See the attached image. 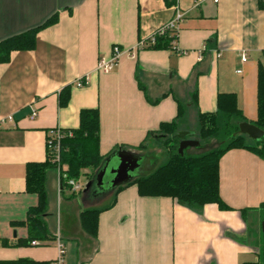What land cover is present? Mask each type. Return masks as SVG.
<instances>
[{
  "label": "crops",
  "instance_id": "crops-1",
  "mask_svg": "<svg viewBox=\"0 0 264 264\" xmlns=\"http://www.w3.org/2000/svg\"><path fill=\"white\" fill-rule=\"evenodd\" d=\"M177 12L184 14L176 43L182 54L137 50L141 40ZM55 15L57 23L39 31L34 50L15 51L8 63L0 64V261L51 263L58 256L57 240L21 246L29 231L12 222L26 221L29 209L38 204V197L26 190L27 165L46 161L50 131L79 128L81 110L100 111L104 164L125 151L141 159L139 169L150 158L135 148L176 118L174 94L184 97L196 77L201 112H215L220 94H234L248 121L258 117V73L264 67L260 0H176L173 6L165 0H0V43ZM114 46L123 51L118 67L97 73L98 63L112 56ZM83 78L88 85L75 87ZM139 84L150 100L168 95L152 105ZM68 86L71 99L62 108L60 95ZM34 110L38 115L33 119ZM50 171L54 175L49 178ZM50 171L47 183L58 184L57 171ZM91 189L80 195L96 200L100 194L92 195ZM58 193L67 200L70 191ZM220 197L229 210L215 204L194 210L170 198L141 197L131 185L100 215L96 238L81 228L82 208L66 214L57 236L50 233L65 246V264L259 262L264 161L247 150L225 154ZM49 216L48 211L50 229Z\"/></svg>",
  "mask_w": 264,
  "mask_h": 264
},
{
  "label": "trees",
  "instance_id": "trees-1",
  "mask_svg": "<svg viewBox=\"0 0 264 264\" xmlns=\"http://www.w3.org/2000/svg\"><path fill=\"white\" fill-rule=\"evenodd\" d=\"M169 6L176 4V0H165ZM264 6V3H262ZM58 15L50 18L41 27L27 33L17 35L0 43V64L8 63L11 54L15 51H32L36 47V36L40 30L56 24ZM178 35L167 33L164 36H156L150 41L144 50H170L179 54L175 47ZM145 93L146 99L157 105L163 95L156 100H150L146 88L139 84ZM71 86L66 87L60 95V106L66 107L71 99ZM173 94V92H171ZM178 105L176 118L168 123L161 124L159 130L150 133L146 141L135 150L145 149L149 139H154L168 148V161L146 176L136 177L129 183L114 190L111 203L102 208H90L82 210L80 223L82 230L92 238L98 235L100 215L112 209L119 193L126 187L136 185L141 197L144 198H170L179 205L194 210L203 209L206 205L215 204L220 210L229 208L220 197V161L222 157L232 150H247L264 161V137L260 141H253L246 135H241L240 125L252 123L264 132V67L261 66L258 73V117L255 122L248 121L238 106L234 94H220L217 100V110L211 113H203L199 109V91L197 77L193 85H188L184 97L174 94ZM194 113L198 121L199 130L194 132L185 130L183 122L190 114ZM182 131L189 132L187 139L200 143L198 150L203 148L204 140L219 139L221 146L215 150L201 155H191L185 152L183 156L178 153L181 140L178 134ZM63 138L60 141V161L54 163L53 153L47 148V158L42 163H30L26 168V190L29 194L38 197V204L29 209L26 221L12 222V226H25L29 231V237L21 241V246L32 245L33 242H49L57 240L48 228L45 218L48 216V193L46 189L47 175L50 170L66 167L67 178L86 184L95 181L100 169L103 167L106 156L100 152V111L98 109H83L80 112V125L76 130H63ZM88 172V173H87ZM64 188L72 191L66 184ZM63 191V190H62ZM81 192L73 195L77 197ZM261 208H264V203ZM0 264H52V262H34L23 259L18 261H0ZM245 264H261L249 262Z\"/></svg>",
  "mask_w": 264,
  "mask_h": 264
},
{
  "label": "rangeland",
  "instance_id": "rangeland-1",
  "mask_svg": "<svg viewBox=\"0 0 264 264\" xmlns=\"http://www.w3.org/2000/svg\"><path fill=\"white\" fill-rule=\"evenodd\" d=\"M182 126H184L185 130H191V131H197L199 130L198 127V121L196 120V117L194 113L190 114L189 117L185 119L183 122ZM203 148L200 150H192L190 152L191 155H201L203 153L215 150L221 146V141L219 139H210V140H204L202 143ZM139 154H146L145 157H148L147 161L150 160V163L145 162L142 163L141 168L138 169L135 172V178L136 177H141L144 175H148L155 171L158 167L164 165L167 163L169 157H168V148L164 147L161 143L156 142L153 138L149 139V141L146 143V148L145 149H139L137 150ZM88 173V172H87ZM50 174L54 175L53 171L49 172V178ZM48 176V175H47ZM108 179H106V182ZM106 188L109 187L108 182L105 186ZM46 189L48 193V200H49V218H48V223L50 225L49 231L53 230V234L56 236L58 235L59 230L62 227L61 220L63 221V228L65 227L66 223V214L68 213L70 216H73L72 213L74 214V209L78 211L80 208L82 210L90 209V208H102L107 205H109L113 199V193L114 191H106V192H98V189L96 187H93L91 189L92 195L100 194V196H97V199L92 201L89 200V198L84 197L83 195H78L75 197L73 195V192L70 191V194H68L67 200L64 196H61L60 193H58L59 188L58 184L55 182V180L50 182L49 185V180L48 183L46 181ZM83 192L86 193L85 189L82 190L80 194ZM63 195V194H62ZM80 200V201H79ZM260 212L262 214V221L258 222L259 228L257 235L258 238L260 239L261 246L260 248H263L260 251V263L264 264V208L260 209ZM81 214V213H80ZM258 221V220H257ZM82 228V227H81ZM89 236V235H88Z\"/></svg>",
  "mask_w": 264,
  "mask_h": 264
},
{
  "label": "built area",
  "instance_id": "built-area-1",
  "mask_svg": "<svg viewBox=\"0 0 264 264\" xmlns=\"http://www.w3.org/2000/svg\"><path fill=\"white\" fill-rule=\"evenodd\" d=\"M262 3H264V0H260ZM215 3H218L219 0H214ZM184 18V14L181 12H177L175 18L161 27L155 34H153L150 38L141 40L137 45V50L142 51L144 50L150 43V41H154L156 36H164L167 33H175L178 34L179 31V24ZM176 47V45H175ZM177 48V47H176ZM178 51V49H177ZM179 52V51H178ZM179 54H182L179 52ZM123 55V51L120 49L119 46H114L112 56L107 60L103 59L101 60L97 67L96 72L97 73H110L113 72L119 65V61L121 56ZM242 63H246L248 61L247 55L245 53L241 56ZM241 73V71H239ZM88 85V79L83 78L79 79L74 83V86L77 88H84ZM38 115V111L34 110L32 113V118H36ZM10 121L12 118L9 119ZM62 129H55L49 132L48 135V141H47V148L53 153L54 163H59L60 161V141L63 138ZM58 173V188L61 192L64 189V184L67 183L68 186L71 187L72 192L79 193L82 192L83 189H85L86 185L82 184L81 182H76L74 180H69L67 178L66 173V167H59L56 169ZM58 242V256L56 259L52 262V264H65V255L66 250L63 243L60 241V238H57ZM37 242H33V245H37Z\"/></svg>",
  "mask_w": 264,
  "mask_h": 264
},
{
  "label": "water",
  "instance_id": "water-1",
  "mask_svg": "<svg viewBox=\"0 0 264 264\" xmlns=\"http://www.w3.org/2000/svg\"><path fill=\"white\" fill-rule=\"evenodd\" d=\"M239 133L248 136L253 141H260L264 137V132L249 122L240 125ZM188 136L189 132L186 131H182L178 134V138L181 140L178 153L181 156H183L188 149L200 147L198 141L187 139ZM140 161V158L125 151L115 153L112 157L107 159L103 168L98 172L95 181L86 185L85 191L96 187L98 189L97 193H103L108 190H115L129 183L134 179V174L139 169ZM106 179H108V188L105 187L107 184Z\"/></svg>",
  "mask_w": 264,
  "mask_h": 264
}]
</instances>
